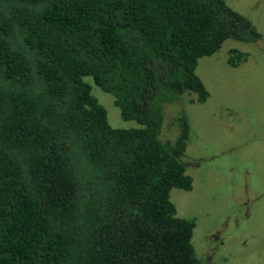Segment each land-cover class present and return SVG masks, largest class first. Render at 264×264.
Instances as JSON below:
<instances>
[{
  "label": "trees",
  "instance_id": "1",
  "mask_svg": "<svg viewBox=\"0 0 264 264\" xmlns=\"http://www.w3.org/2000/svg\"><path fill=\"white\" fill-rule=\"evenodd\" d=\"M226 39L260 33L225 0H0V264H207L170 199L193 186L187 115L160 131L166 104L207 100L198 59Z\"/></svg>",
  "mask_w": 264,
  "mask_h": 264
},
{
  "label": "rangeland",
  "instance_id": "2",
  "mask_svg": "<svg viewBox=\"0 0 264 264\" xmlns=\"http://www.w3.org/2000/svg\"><path fill=\"white\" fill-rule=\"evenodd\" d=\"M225 2L251 19L260 39H226L216 53L199 58L196 73L209 96L198 103L184 94L166 104L160 137L172 142L176 114L187 115L190 133L180 160L193 186L172 188L170 199L179 216L195 218L196 255L207 264H264V0ZM233 48L247 54L237 66L227 63ZM86 80L112 127L135 125L121 118L112 96Z\"/></svg>",
  "mask_w": 264,
  "mask_h": 264
}]
</instances>
